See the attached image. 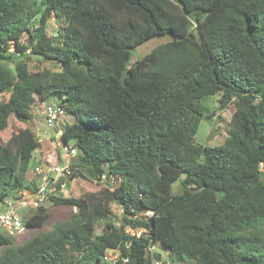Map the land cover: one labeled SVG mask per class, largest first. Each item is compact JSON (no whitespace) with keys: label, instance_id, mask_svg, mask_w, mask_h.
Wrapping results in <instances>:
<instances>
[{"label":"trees","instance_id":"trees-1","mask_svg":"<svg viewBox=\"0 0 264 264\" xmlns=\"http://www.w3.org/2000/svg\"><path fill=\"white\" fill-rule=\"evenodd\" d=\"M156 36L170 39L133 61ZM6 93L0 131L29 122L37 96L62 104L70 178L110 186L62 196L63 177H51V200L76 211L23 243L0 237V264H113L108 249L114 264H264V0H0ZM219 93L220 108L235 105L228 135L199 143L204 100ZM40 146L30 127L0 144V204L36 188ZM49 217L37 208L29 230Z\"/></svg>","mask_w":264,"mask_h":264},{"label":"rangeland","instance_id":"rangeland-1","mask_svg":"<svg viewBox=\"0 0 264 264\" xmlns=\"http://www.w3.org/2000/svg\"><path fill=\"white\" fill-rule=\"evenodd\" d=\"M52 25H54L55 27L57 26L53 20ZM26 39L27 33H25L23 37L24 41ZM169 39V36H156L144 42L134 50L133 61L148 53L156 45L166 42ZM44 67H50L48 62H40L37 60H33L32 62H30L31 70H38ZM9 95V93L0 94V100L8 99ZM220 96V93L216 95H210L204 100L206 114L210 116L203 118V120L199 124V128L196 134V141L199 143L218 145L223 143L228 135V130L230 128V120L235 111V105L231 102L228 103L224 108H220V104L218 101ZM44 108L45 104L37 96L36 101L32 106L33 118L29 122L24 123L17 120L16 118H11L8 128L4 131H0V144H6L13 134L17 133L20 129L25 127H30L33 130L36 138L40 141L41 146L40 148H37L35 150L32 164L28 171L27 176L29 179L34 177V166L36 164H39L41 162H47L48 160H51L53 163L63 162V149L62 146L59 144V142L61 143L63 140L60 137L61 133L59 128H64L65 126L70 124V122L73 121V118L70 115H65L59 118V120H57L58 127H55V131L54 128L49 127L46 122ZM74 157L71 159V161L74 159ZM54 178L57 181L61 179L55 174ZM63 181L65 182L64 187H61V190L56 191L59 192V194L62 196L73 195L78 197H86L92 192L99 191L101 188H106L107 186H110V183H108L107 181H94L81 176H74L73 178L64 177ZM53 187L55 186L53 185ZM175 190L180 191V186L178 185V183L175 184ZM107 206L112 211L113 218H118L122 215L123 210L121 206L116 202L110 201ZM47 207L50 210V217L47 223L41 228L30 229L25 236L18 240L13 239L14 245L23 243L32 234L36 232L51 229L52 225H54L55 223H58L63 220H68L71 217V214L76 211V208L71 206L56 205L53 200L47 203ZM104 225L105 223L104 221H102V223L98 225L97 231L101 232L103 230ZM131 231L133 232V230ZM139 233L140 231L138 232V234ZM158 248L160 249V247ZM2 249L3 247L0 246V251Z\"/></svg>","mask_w":264,"mask_h":264},{"label":"built area","instance_id":"built-area-1","mask_svg":"<svg viewBox=\"0 0 264 264\" xmlns=\"http://www.w3.org/2000/svg\"><path fill=\"white\" fill-rule=\"evenodd\" d=\"M65 107L62 104H51L45 107L46 122L49 127H58L59 118L65 116ZM62 138V130L59 128ZM62 146L63 162L53 163L48 160L45 163H39L34 166V176L38 178V184L35 189L24 188L19 190L16 195L8 196L0 204V237H10L16 240L22 238L29 232L27 225V216L41 206L47 205L51 201V196L56 188L51 185V177L54 174L58 177H71L74 169L71 166V159L76 156L77 148L74 145H67L65 142H59ZM55 180V178H54ZM65 182L62 183L64 187ZM148 215L151 211L147 212ZM106 261L113 264L121 259L120 252L117 249H108L104 255ZM128 261V258H123ZM156 264H160L157 262Z\"/></svg>","mask_w":264,"mask_h":264},{"label":"water","instance_id":"water-1","mask_svg":"<svg viewBox=\"0 0 264 264\" xmlns=\"http://www.w3.org/2000/svg\"><path fill=\"white\" fill-rule=\"evenodd\" d=\"M127 73H128V69L126 68V69L124 70V72H123V78H124V79H125Z\"/></svg>","mask_w":264,"mask_h":264},{"label":"crops","instance_id":"crops-1","mask_svg":"<svg viewBox=\"0 0 264 264\" xmlns=\"http://www.w3.org/2000/svg\"><path fill=\"white\" fill-rule=\"evenodd\" d=\"M56 141V140H55ZM43 163H45V162H43Z\"/></svg>","mask_w":264,"mask_h":264},{"label":"clouds","instance_id":"clouds-1","mask_svg":"<svg viewBox=\"0 0 264 264\" xmlns=\"http://www.w3.org/2000/svg\"><path fill=\"white\" fill-rule=\"evenodd\" d=\"M14 239V238H13ZM16 240V239H15Z\"/></svg>","mask_w":264,"mask_h":264}]
</instances>
